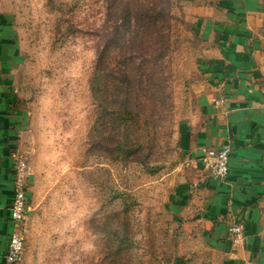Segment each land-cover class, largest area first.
I'll return each instance as SVG.
<instances>
[{"label":"rangeland","instance_id":"obj_1","mask_svg":"<svg viewBox=\"0 0 264 264\" xmlns=\"http://www.w3.org/2000/svg\"><path fill=\"white\" fill-rule=\"evenodd\" d=\"M7 3L20 45L18 150L30 168L16 264H206L176 213V185L191 168L178 125L192 105L201 50L183 0H172L171 100L163 113L145 107L141 91L130 112L104 105L113 82L94 62L108 0Z\"/></svg>","mask_w":264,"mask_h":264},{"label":"crops","instance_id":"obj_2","mask_svg":"<svg viewBox=\"0 0 264 264\" xmlns=\"http://www.w3.org/2000/svg\"><path fill=\"white\" fill-rule=\"evenodd\" d=\"M183 2L201 50L197 80L188 87L192 105L178 125L191 168L188 179L176 185V213L206 264H264V0ZM19 53L18 30L7 0H0V264H8L13 163L20 144L13 86ZM226 144L230 170L221 180L201 161V148ZM229 213L244 225L237 246L227 236Z\"/></svg>","mask_w":264,"mask_h":264},{"label":"trees","instance_id":"obj_3","mask_svg":"<svg viewBox=\"0 0 264 264\" xmlns=\"http://www.w3.org/2000/svg\"><path fill=\"white\" fill-rule=\"evenodd\" d=\"M108 2V23L94 62V69L113 82V98L104 96V105L130 112L134 94L141 91L144 106L153 103L163 113L171 100L172 0Z\"/></svg>","mask_w":264,"mask_h":264},{"label":"built area","instance_id":"obj_4","mask_svg":"<svg viewBox=\"0 0 264 264\" xmlns=\"http://www.w3.org/2000/svg\"><path fill=\"white\" fill-rule=\"evenodd\" d=\"M230 153L231 146L229 144L219 147H202L200 158L213 176L225 180L230 170ZM13 170L12 201L9 207L12 229L7 238L5 254L8 264H16L23 258L30 209V168L27 157L19 150L14 156ZM230 204L231 202L228 203V205ZM226 230L232 245L237 246L242 243L244 225L240 216L229 213Z\"/></svg>","mask_w":264,"mask_h":264}]
</instances>
